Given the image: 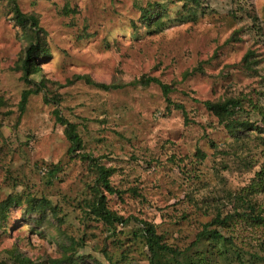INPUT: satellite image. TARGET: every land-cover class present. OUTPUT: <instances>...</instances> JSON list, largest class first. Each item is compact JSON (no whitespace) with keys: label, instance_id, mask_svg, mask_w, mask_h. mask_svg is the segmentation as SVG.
<instances>
[{"label":"rangeland","instance_id":"rangeland-1","mask_svg":"<svg viewBox=\"0 0 264 264\" xmlns=\"http://www.w3.org/2000/svg\"><path fill=\"white\" fill-rule=\"evenodd\" d=\"M18 3L37 17L48 55L37 58L34 82L24 80L30 41L11 0H0V203L24 197L0 228V264H21L17 256L51 264L74 252L93 264H148L143 221L185 250L219 211L231 213L230 196L243 192L264 163L262 134L249 129L237 140L204 102L241 98L239 116L263 127L249 100L264 108V0ZM150 3L165 9L159 26L147 29L141 8ZM85 75L124 87L105 91L78 77ZM149 77L173 86L171 99L186 115L169 107L157 84L128 86ZM37 87L22 112L23 91ZM55 110L76 124L82 149L70 152ZM83 153L114 169L109 180L118 192L105 196L126 223L109 226L92 215L88 200L98 174ZM27 195L57 206L51 222L28 211ZM255 198L264 208V192ZM218 228L244 264H264V227L237 221ZM71 241L67 253L61 244ZM226 254L220 264H241Z\"/></svg>","mask_w":264,"mask_h":264},{"label":"trees","instance_id":"trees-1","mask_svg":"<svg viewBox=\"0 0 264 264\" xmlns=\"http://www.w3.org/2000/svg\"><path fill=\"white\" fill-rule=\"evenodd\" d=\"M199 0H194L198 3ZM13 4V11L15 13V20L21 25L24 33V39L29 40V45L26 49L24 58L22 60L21 69L23 72L24 80L29 83H33L31 76L41 71V66L37 62L39 57H47L48 50L44 42L45 37L42 35V30L39 27L38 19L35 15L25 14L18 3V0H11ZM160 4H148L147 8H141L142 16L141 20L145 23L147 29L155 28L159 26L161 21L162 13L165 9L164 6H157ZM157 10H161L158 12ZM32 31V34H31ZM248 56L245 57V61L248 62ZM83 79L86 83L96 86L105 91L116 90L124 87L118 84H105L94 82L89 76H78ZM149 85L151 83L157 84L163 93V96L169 104L175 109L183 111L186 115L184 105L174 102L171 99V94L174 88L171 84L162 82L157 77H149L146 80H134L128 84V86H135L137 84ZM40 92V88L26 89L22 93L19 108L24 112L27 108L28 102L32 95H36ZM252 108L264 117V108L253 100H249ZM5 105L3 97H0V116L2 115V107ZM204 105L212 112L219 120L221 124L228 129L229 133L237 140L242 139L243 133L246 130L258 131L262 134L259 135L260 141L263 143L264 151V124L263 127H259L257 124H251L249 120H243L239 116L241 109H245L244 102L241 98H227L219 101H205ZM257 109V110H256ZM57 120L65 125V134L71 144L70 152L83 148L82 138L77 131V126L74 123L68 122L60 115L58 110H55ZM244 121V122H242ZM2 122L0 120V128ZM252 127V128H251ZM213 145V142H212ZM82 157L89 161L90 167H92L98 174L95 184V196L93 199L88 200V206L92 215L103 223L114 226L117 223L124 224L127 222L122 216L113 212L109 209L105 193L114 194L118 190L115 189L109 180V176L114 172V169L107 168L101 164L97 159L87 153H83ZM59 171V166L56 165L49 170V176L54 178L56 173ZM52 183V181H50ZM260 192H264V163L261 169L256 172L255 177L251 180L248 187L243 189V192L234 196H230L228 205L231 203V213L225 214L220 211L217 213L215 218L205 224L204 229L197 235L196 240L191 246L185 250L179 249L174 245H171L165 241V237L157 232V226L153 223L143 221V227L141 229V237L144 239L146 246L149 250V263L148 264H220L219 260L224 259L229 253V257H236L241 264H244L243 254L241 250H229L230 246L233 245V240L227 236H224L218 227L230 226V223L237 221H243L252 228L264 227V208H260L255 198ZM23 195H10L7 199L0 203V228L2 223L8 219V212L14 206L23 204ZM25 201L28 202L29 212L31 214L36 213L43 220L51 222L49 217L50 213L56 215L57 206L53 205L48 199L37 196L27 195ZM230 204V205H231ZM37 220V219H36ZM38 221V220H37ZM215 228H211L216 226ZM64 245V250L70 252L76 245L75 242L71 241L69 244ZM195 247L194 251L193 248ZM192 251V252H191ZM76 252L71 254H65L63 257L58 259H52L51 264H93L90 263L84 257L76 258ZM228 258V257H227ZM21 264H31V261L25 257L17 256L16 261ZM94 261V260H93ZM97 262V260H95ZM115 264V263H111Z\"/></svg>","mask_w":264,"mask_h":264}]
</instances>
